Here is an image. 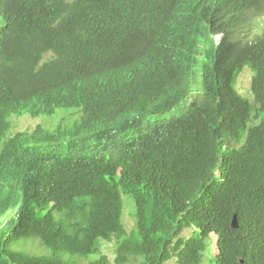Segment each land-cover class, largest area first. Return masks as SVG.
Here are the masks:
<instances>
[{
    "label": "trees",
    "instance_id": "trees-1",
    "mask_svg": "<svg viewBox=\"0 0 264 264\" xmlns=\"http://www.w3.org/2000/svg\"><path fill=\"white\" fill-rule=\"evenodd\" d=\"M210 234L264 264V0H0V264H200Z\"/></svg>",
    "mask_w": 264,
    "mask_h": 264
},
{
    "label": "rangeland",
    "instance_id": "rangeland-1",
    "mask_svg": "<svg viewBox=\"0 0 264 264\" xmlns=\"http://www.w3.org/2000/svg\"><path fill=\"white\" fill-rule=\"evenodd\" d=\"M218 37L216 40L218 41ZM48 58L45 57V60ZM249 71L244 72L243 75L240 77L239 81V89L244 90V92L248 93L249 85H250V79L247 77L249 75ZM73 116L65 111L58 110L55 116L52 118H48L46 116H38V117H30L28 115L23 116H17V115H11L9 117V128L5 134V140L12 138L16 133L18 132H30L33 128H35L37 125H41L45 129H55L58 124L62 123V125L68 124L73 120ZM122 201H123V211H122V223L126 230V232L129 234L134 229V210L135 206L133 202L129 199L128 196L122 195ZM14 215V212L7 213L3 217V221L7 220L8 217H11ZM192 235H198V231L191 227L186 228L183 230L181 236L185 238H189ZM33 240V239H31ZM215 235L210 234L204 239L205 249L202 253L201 263L200 264H215L214 258L216 255V246H215ZM30 247H19L18 244L13 245V250L16 251H23L28 253L29 255H37V256H44L46 258L55 256V253L52 249L40 244L38 241L37 243L32 242ZM105 255L110 264H114V241L109 243L105 242L103 240L99 241L98 247L94 253H92L87 259L83 258H73L70 255L66 254H60L58 255L60 258L67 262H77L81 264L79 261L82 262V264H88L92 261H95L98 259L99 256ZM139 261L134 263H127V264H138ZM165 264H177L176 259L173 257L170 260H168Z\"/></svg>",
    "mask_w": 264,
    "mask_h": 264
},
{
    "label": "water",
    "instance_id": "water-1",
    "mask_svg": "<svg viewBox=\"0 0 264 264\" xmlns=\"http://www.w3.org/2000/svg\"><path fill=\"white\" fill-rule=\"evenodd\" d=\"M232 228L236 229L238 227L237 224V217L236 215H234L233 219H232V224H231Z\"/></svg>",
    "mask_w": 264,
    "mask_h": 264
}]
</instances>
